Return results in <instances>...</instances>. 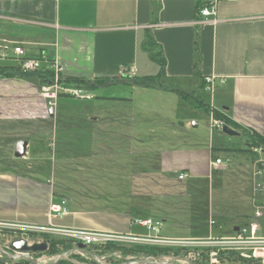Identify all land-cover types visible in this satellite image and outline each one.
Returning a JSON list of instances; mask_svg holds the SVG:
<instances>
[{
	"label": "crops",
	"instance_id": "crops-1",
	"mask_svg": "<svg viewBox=\"0 0 264 264\" xmlns=\"http://www.w3.org/2000/svg\"><path fill=\"white\" fill-rule=\"evenodd\" d=\"M205 3L0 0V39L22 45L29 58L45 61L34 78L24 76L25 71L15 61L0 62L4 70L0 73V223L155 237L137 223L139 213L165 223L172 213L163 200L179 194L178 184L191 181L189 185L194 186L214 172L228 170V160L220 169H213L211 163L221 159H214V155L234 154L215 153L213 149L225 148L240 134L224 133L225 138L216 142L213 115L208 114L209 133L203 143L190 133L199 126L190 122L185 126L177 118L179 112L165 122L155 109H133L135 95H156L182 108L188 103L186 99L197 100L244 129L264 135V0H223L218 4L216 21L199 17ZM148 37L154 42L151 51L144 48ZM158 54L166 62L160 76L161 66L153 60ZM54 64L69 78L119 85L117 91L104 97H98L97 88L80 86L78 90L87 98L124 106L118 111L64 116L62 134L73 136L75 141L66 142L67 136L60 140L58 182L56 170L46 165V151L52 146L51 129L46 125L56 121L59 113L47 107L39 93L47 80L42 78L43 72H51ZM208 77L216 78L212 91L205 82ZM207 93L206 101L202 94ZM68 117L75 123L68 122ZM9 123L13 125L6 126ZM20 141L28 143L27 152L16 158L15 146ZM101 150L105 152L103 159L95 152ZM120 151H126L129 158L120 161ZM243 159L251 165L253 216L243 227L235 228V236L256 220L252 201L255 162ZM181 173L187 178L179 180ZM125 182L129 185L121 194L116 193V185L108 189L96 185ZM62 200L67 201L65 212L52 216L51 204ZM212 221L209 215L210 233L216 224ZM263 221L264 217L258 220L259 235L264 231ZM162 228L161 224L158 236L166 239H224L164 236Z\"/></svg>",
	"mask_w": 264,
	"mask_h": 264
},
{
	"label": "rangeland",
	"instance_id": "rangeland-1",
	"mask_svg": "<svg viewBox=\"0 0 264 264\" xmlns=\"http://www.w3.org/2000/svg\"><path fill=\"white\" fill-rule=\"evenodd\" d=\"M4 70L0 69V73H3ZM20 73V72H18ZM50 74L43 72V77L46 78ZM24 76L34 78L37 76L35 73H23ZM48 78V77H47ZM80 86L87 87L86 85H77L75 83H70L68 80L63 83L62 90L59 92V97L55 101L56 107L55 110L59 113L57 120L51 124H47L51 129V143L52 146L47 148L46 153H49L48 160L46 165H48V169L56 170L57 173V182L60 180L58 177V171L60 168V140L67 136L66 142H74L75 138L71 135L62 134L63 123H65L64 116L66 114H74V113H93L97 111H118L124 106L117 104L115 101H101L96 100L94 98H87L82 92L80 95H73L72 90L76 91ZM83 87V88H84ZM88 88V87H87ZM119 88L117 84H104L101 87L97 88L98 97L107 96L111 91H114ZM117 91V90H116ZM204 100H209V93L202 94V98ZM135 105H133V109H155L161 113L164 117L165 122L167 120H173L174 117H171L176 112H179L178 119L181 120L185 126L188 122L195 123L199 127L195 130L190 129V133H195L198 137L201 138V142L204 143V139L208 138L209 133V121L210 118L208 114L202 110L204 104L198 103L196 101H190L186 99L188 103H185L184 108L178 107L177 104L172 100H168L165 98H161L156 95H145L138 96L135 95ZM201 104V105H200ZM201 107H200V106ZM127 108L130 109L129 106ZM181 113V114H180ZM71 120L72 123H75L74 118L68 117V122ZM13 124L9 123L6 126H12ZM73 127V126H72ZM75 127V126H74ZM166 128H170V125H165ZM24 137V135H23ZM214 138L217 142L218 139L225 138L224 133L221 130L216 129L214 132ZM232 143L229 145H225L223 149L214 148V152H228L232 155H214V159L223 158V162L227 163L228 170L226 172H214L211 178L207 177L201 180L198 184L192 186L189 185L191 181H184L182 184H178L179 194H175L171 200L165 199L163 203H165V207L168 212L172 213V217L166 221L165 223L158 220L156 217H151V221L156 225L162 224V234L178 236L182 238H191L194 236H205L206 238L211 236V238H230L234 237L235 228L243 227L247 222H249L248 218L253 216V206L250 199V189H249V171L251 165L248 160L243 159L247 158L253 161L254 155L252 153L257 154V158H264L263 152H256V150H260L261 148H252L248 145V139L244 136L233 138ZM14 141H11L10 144L13 146ZM226 149V150H225ZM262 150V149H261ZM263 151V150H262ZM100 155V158L103 159L105 156V152L95 151ZM104 154V155H103ZM98 155V156H99ZM117 157L121 161L123 159H127L128 153L126 151L117 152ZM236 156V157H235ZM231 157V158H230ZM74 158V152L73 157ZM226 158V159H225ZM108 161V159H106ZM60 165V166H59ZM121 168V167H120ZM263 182H264V174H263ZM63 184V183H61ZM98 188H109L116 185V193L120 192L124 193L127 189L126 185L129 183H96ZM110 185V186H109ZM109 186V187H108ZM149 210V208H148ZM141 221L147 219L148 216L145 214L139 213ZM136 215V213H135ZM209 215H212V219L216 223L212 228V233H210L209 227ZM264 223V221H263ZM193 228V229H189ZM196 230V231H195ZM143 235V234H142ZM50 236V235H49ZM260 236H264V231ZM54 237V236H52ZM26 239L28 243L33 242H42L47 237L45 234H40L35 231H29L18 228H2L0 229V242L4 244V242H11L13 240ZM4 240V242H3ZM183 240V239H180ZM112 245V244H110ZM119 249H107V246H99L89 248L90 251L100 255L105 263L107 264H121L126 261L137 260L148 258L145 254L134 253L136 247L140 246H155L160 248H182L183 251L179 253V257L175 256L173 251H170V254H166L160 256L158 258H162L168 261H171L175 264H202L201 261L206 264L210 262L212 259L211 255L214 253H244L248 254L252 257V251L249 249H241L243 247L239 246L235 250L222 249L211 243L210 240H201V241H191L185 240V242L181 244H175L170 246H156V245H147L140 243H118L115 244ZM241 247V248H240ZM126 250H122V249ZM57 249H61L60 246H57ZM219 249V250H216ZM130 250V252L128 251ZM251 251V252H250ZM125 252H129L125 254ZM229 254L226 255L224 260H217L216 264H264L263 259H256L254 257L248 258L244 257L245 260L231 261L229 259ZM58 254H33L32 257L35 259H39L42 263H50L52 260L56 258ZM150 258V257H149ZM82 259V260H81ZM5 264H10L9 260H4ZM68 264H98L94 258L81 256V254H73L69 255L64 259Z\"/></svg>",
	"mask_w": 264,
	"mask_h": 264
},
{
	"label": "built area",
	"instance_id": "built-area-1",
	"mask_svg": "<svg viewBox=\"0 0 264 264\" xmlns=\"http://www.w3.org/2000/svg\"><path fill=\"white\" fill-rule=\"evenodd\" d=\"M223 0H206V3L199 9L198 15L201 19H211L216 21L218 4ZM15 61L19 64L20 69L25 72H38L42 69V64L45 62L43 59L29 58L25 55V51L22 45L0 39V62ZM49 72L50 77L46 78V83L40 85L39 93L47 102V107L55 110V101L59 97V92L62 90V85L69 77L64 73L63 68L59 65H53ZM215 77H208L205 79L208 90H213ZM73 95H80L81 90H72ZM212 129L222 130L225 126L224 122L215 120L212 117L211 121ZM256 152H262V150H256ZM213 169H220L226 167L225 162L221 159H217L211 163ZM264 158L257 159L255 161V171L252 179V201L255 208V221L244 228L239 229L238 233L234 237L224 238L220 240H213L210 242L215 245L222 246L229 250H235L241 246V249H249L252 251V257L256 259L264 258V237L259 235L261 224L258 220L264 217ZM179 180L187 178L185 173L179 175ZM67 201L62 200L59 203H52L50 206V212L52 216H60L65 212V206ZM137 223L148 228L151 233L156 236L148 237H136L131 235H122L117 233L83 230V229H70V228H44V227H32V226H18L7 225L0 223V229L6 228H18L29 231L47 233L54 235L58 238L64 239L72 243L75 248L78 244L85 245L88 249L92 247L106 246L110 244L118 243H140L156 246H170L175 244H181L185 240L180 239H166L158 236L160 233V224H154L151 220L141 221L137 220ZM214 224V221L211 222ZM250 251V252H251ZM240 255L248 258H252L248 254L240 253Z\"/></svg>",
	"mask_w": 264,
	"mask_h": 264
},
{
	"label": "trees",
	"instance_id": "trees-1",
	"mask_svg": "<svg viewBox=\"0 0 264 264\" xmlns=\"http://www.w3.org/2000/svg\"><path fill=\"white\" fill-rule=\"evenodd\" d=\"M154 46V42L152 40V38L148 37L147 41L144 44V48L147 51H151L152 47ZM153 60H155L156 62H158L161 66V71L159 73L160 75H163L165 72V59L161 57L160 54L158 55H154L153 56ZM47 76V74H46ZM47 77H50L49 75ZM46 77V78H47ZM68 81L70 83H75L77 85H86L88 88L90 89H95L98 87H101L102 85H104L107 80H96L95 82H91V81H87L84 78H78V77H72L69 78ZM137 84V83H136ZM144 84V83H139ZM203 110L207 113V114H212L213 118L215 120H220L222 122H224V124L228 127H230L231 129H233L234 131L238 132L241 136H244L248 139V145L251 146L252 148H261L263 151V155H264V135H260L254 131H249L247 129H244L243 127L239 126L238 124H236L234 121H232L229 117H227L226 115H224L221 112L218 111H211L209 109V107H207L206 105L203 106ZM226 150V149H225ZM254 155L253 157V161L255 162L258 158H257V154L252 153ZM47 238L44 240L45 242H47L49 244V251L47 254H60L63 251H66L67 249H71L73 248V245L71 242L66 241L64 239L58 238V237H52L49 235H45ZM57 246H60L61 249H57ZM119 249L120 247H118L115 244L112 245H108L107 249ZM122 250H126L125 248ZM127 251V250H126ZM130 252V250H128ZM170 251L174 253L175 256L179 257V253H181V251H183L182 248H176V249H172V248H160V247H155V246H140V247H136L134 253H139V254H145L148 257H160L166 254H170ZM129 252H125V254L129 253ZM229 254V253H227ZM226 253H221L220 259L224 260L226 258ZM229 260L231 261H238V260H245L243 259L240 255H238V253H230L229 254ZM82 260V259H81ZM2 264H5V262H3ZM17 264H32L29 261H19ZM58 264H68L67 262H65L64 260H61Z\"/></svg>",
	"mask_w": 264,
	"mask_h": 264
},
{
	"label": "water",
	"instance_id": "water-1",
	"mask_svg": "<svg viewBox=\"0 0 264 264\" xmlns=\"http://www.w3.org/2000/svg\"><path fill=\"white\" fill-rule=\"evenodd\" d=\"M223 133L229 135V136H237L239 135L238 132L234 131L228 126H223L222 128ZM28 143L26 141H20L15 146V152L14 156L16 158H23L27 152ZM237 231V230H236ZM48 249L47 242L43 243H34L29 245L28 241L26 239H19L14 240L10 243L7 251H0L5 253L8 257L11 258L12 263L15 264L18 260L26 258L33 264H58L61 260H64L66 257L71 254L72 251L64 252L58 256L54 260H52L50 263H42L39 259H35L32 257L33 254H40L45 253ZM73 252L81 253L85 256L94 258L98 264H107L103 260L102 257L97 255L96 253L90 251L85 245L78 244ZM121 264H175L171 261L162 259V258H143V259H137V260H131L126 261L125 263Z\"/></svg>",
	"mask_w": 264,
	"mask_h": 264
},
{
	"label": "flooded vegetation",
	"instance_id": "flooded-vegetation-1",
	"mask_svg": "<svg viewBox=\"0 0 264 264\" xmlns=\"http://www.w3.org/2000/svg\"><path fill=\"white\" fill-rule=\"evenodd\" d=\"M14 241V240H13ZM3 242H4V240H3ZM12 242V241H11ZM11 242H4V244H2L1 242H0V251H7L8 250V247H9V245H10V243ZM43 242H45V241H42V242H33V243H29V245H31V244H34V243H43ZM48 244V243H47ZM220 248H222V247H220ZM223 249V248H222ZM224 249H226V248H224ZM73 250H74V247L73 248H71V249H67L66 251H63L62 253H64V252H67V251H72L71 252V254H69V255H73V254H81V253H78V252H73ZM216 250H219V249H216ZM48 251H49V244H48V249H47V251L45 252V253H42V254H47L48 253ZM62 253H60V254H62ZM60 254H58V255H60ZM57 255V256H58ZM83 254H81V256H82ZM98 255V254H97ZM83 256H85V255H83ZM100 256V255H99ZM220 256L221 255H219V253H214V254H212L211 255V257H212V259L210 260V262H207L206 264H216L215 262H217V260H221L220 259ZM242 256V255H241ZM88 257V256H87ZM101 257V256H100ZM92 258V257H91ZM150 258H158V257H150ZM243 259H245L244 257H242ZM9 260L10 261V264L12 263V260H11V258L10 257H8L5 253H3V252H0V264H2L3 262H5L4 260ZM19 261H29L28 259H26V258H23V259H20V260H18L15 264H17ZM245 261H246V259H245ZM30 262V261H29ZM31 263V262H30ZM201 263L202 264H204L202 261H201ZM33 264V263H32Z\"/></svg>",
	"mask_w": 264,
	"mask_h": 264
}]
</instances>
